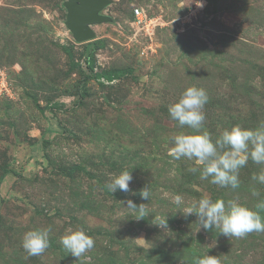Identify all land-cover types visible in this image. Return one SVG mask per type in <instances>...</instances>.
<instances>
[{"label":"rangeland","instance_id":"1","mask_svg":"<svg viewBox=\"0 0 264 264\" xmlns=\"http://www.w3.org/2000/svg\"><path fill=\"white\" fill-rule=\"evenodd\" d=\"M65 1L0 0V264H196L206 254L264 264V232L198 231L195 213L174 204L177 194L184 207L207 195L252 207L264 199L252 180L264 165L249 158L234 190L201 180L194 161L169 155L172 138L192 130L168 112L195 85L207 91L213 139L264 122V0H112L102 11L111 20L86 42L66 26ZM136 7L154 18L149 31L134 24ZM90 50L95 72L127 73L88 77L79 64ZM123 170L130 191L112 193ZM128 199L148 216L135 219ZM165 216L163 231L154 223ZM49 226V248L29 256L23 234ZM79 228L95 244L77 258L60 238Z\"/></svg>","mask_w":264,"mask_h":264},{"label":"clouds","instance_id":"2","mask_svg":"<svg viewBox=\"0 0 264 264\" xmlns=\"http://www.w3.org/2000/svg\"><path fill=\"white\" fill-rule=\"evenodd\" d=\"M198 6L202 7L201 0ZM207 91L195 85L188 86L179 99L168 106L170 117L177 122L180 131L172 138L169 155L174 160L186 158L194 161L196 167L190 171L200 173L201 180H207L221 188L237 189L240 187L239 171L246 166L249 158L258 165H264V122L254 128L243 127L240 124L225 128L213 139L206 129L205 105L208 102ZM133 180L131 171L123 170L112 178L109 189L114 193L117 190L129 192V184ZM252 180L264 184V168L258 174H253ZM135 194V193H133ZM254 196L259 192L252 190ZM140 196L149 200L147 188L140 190ZM122 202V201H121ZM124 203V202H122ZM177 210L185 216L195 213L199 228L206 231L217 229L220 235L228 238H243L252 232H264V199L249 207L237 200H213L210 196H203L197 202L184 207V199L177 194L174 197ZM126 206L137 212L135 219L148 216L145 203L137 205L128 199ZM163 231L169 229L167 216L154 223ZM51 226L47 228H33L26 231L21 240L25 252L29 256H39L50 246ZM60 243L74 257L80 258L94 247V239L82 228L69 230L61 236ZM196 264H220L216 255L206 254L198 257Z\"/></svg>","mask_w":264,"mask_h":264},{"label":"water","instance_id":"3","mask_svg":"<svg viewBox=\"0 0 264 264\" xmlns=\"http://www.w3.org/2000/svg\"><path fill=\"white\" fill-rule=\"evenodd\" d=\"M112 0H66V26L78 42H86L96 37L93 26L109 22L111 17L102 11Z\"/></svg>","mask_w":264,"mask_h":264},{"label":"trees","instance_id":"4","mask_svg":"<svg viewBox=\"0 0 264 264\" xmlns=\"http://www.w3.org/2000/svg\"><path fill=\"white\" fill-rule=\"evenodd\" d=\"M100 46L94 45V49H98ZM94 50H90L87 53V57L84 61V66L80 63L79 67H84L85 69H88L90 71V74L88 77L93 76L95 79H106L107 81H113L116 78H119L127 73L126 70H116V71H101V72H95V58H94Z\"/></svg>","mask_w":264,"mask_h":264},{"label":"built area","instance_id":"5","mask_svg":"<svg viewBox=\"0 0 264 264\" xmlns=\"http://www.w3.org/2000/svg\"><path fill=\"white\" fill-rule=\"evenodd\" d=\"M134 24L138 27H143L149 31L151 24L154 23V18L142 7H136L133 12ZM153 27V26H152Z\"/></svg>","mask_w":264,"mask_h":264}]
</instances>
